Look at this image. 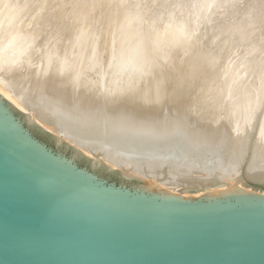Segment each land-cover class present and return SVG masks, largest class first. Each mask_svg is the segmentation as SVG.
Wrapping results in <instances>:
<instances>
[{
  "label": "bare ground",
  "instance_id": "1",
  "mask_svg": "<svg viewBox=\"0 0 264 264\" xmlns=\"http://www.w3.org/2000/svg\"><path fill=\"white\" fill-rule=\"evenodd\" d=\"M0 1V4L6 2V7H0V92L14 105L19 107V109L27 112L30 121L39 122L44 127L47 126L48 128L46 127V129L53 131L51 125H47L42 121L43 119L51 118V120L61 126L58 131H55L60 141L62 139H70L73 142L79 140V145L82 148L86 146L93 150L94 155L86 151V149L83 151L90 157H93L95 163H108L114 168L118 165L122 166V170L126 174L142 177L147 190L157 189L163 192L170 191L173 194L182 195L188 194L191 188H198L199 190L197 194L193 195L194 197L201 196L206 192L208 193L207 197L209 201H220L221 199L228 198V195L234 193L236 189L244 188L243 181L245 176L253 180L264 179V110L263 113L261 112L263 118L260 115L261 121L257 127L258 130L253 136L254 143L252 148H254V151H252V148L246 149L240 143V140L245 136L241 131L242 129H248L257 119L254 118V113L256 112L253 110V116L249 115L244 119L241 109L248 105L250 99H254L251 98L253 93L252 96L249 94L250 96L244 98L243 104L239 98V103L242 106L238 108L239 105L235 106L232 101L231 103H228V100L223 101L224 99L221 102L217 101L216 93L219 92L220 95H223L224 86L222 87L220 79H224L226 75L225 71L224 73H220L219 87L215 86L213 89L206 83L209 81L207 79L210 78L209 73L215 70L214 65L212 66L210 62L214 60L218 61L220 57H217L222 55L220 54L216 57V55L212 54L213 51L210 49L212 47H210L209 51H212V53L210 56L207 55L208 58L205 60L206 50H204L203 45L207 41L211 43L210 40L206 39L207 36L213 31L216 32L213 29L222 27L217 26L216 28L217 23L215 20L218 18L215 19L216 15L213 17L215 12L212 16L208 13L215 6L213 0L211 8L209 7L210 2L208 0L204 1L209 3V5L208 3L206 4L209 7V10L207 9L208 12L205 8L206 6L204 7L205 9L203 8L204 10L199 6L201 8L199 12L196 9L192 10L191 14L189 13L191 15L189 17L192 20L189 18L179 19L180 21L176 22L173 26L166 27L163 25L166 28H163L160 22L162 29L156 30L151 35L153 38L150 39H152L151 41H153L154 45H152L151 52L149 51L150 54L148 53L147 55V52L144 51L146 50L145 47L144 50L142 49L147 43V36L145 35V30L140 25V21L144 20L140 15V13L142 14L140 10L143 9L145 14L144 8L146 7L142 2L146 0H135L137 2V12L136 15L135 13L132 15L133 17L129 13L130 18H127L124 14V16L120 15V17L122 16V21H120L122 24L118 33L119 36L117 35L118 37L111 43H105L102 40L101 42L98 41V37L101 38V27L98 28L99 25L98 27L96 26L99 30H93L89 39L88 34L90 35L91 31L89 30L87 34L89 27L88 24H86L88 27L85 25L87 21L82 24V32L76 38L72 39L70 37V32L72 33L74 26L71 27L72 25H70L72 29L68 27L71 30L70 32L61 30L62 25L66 21L69 24L70 21L75 22L71 20L73 14H70L67 10L70 8L69 4L72 0L68 1L66 5L62 4V7L56 6L53 0H36L33 2L32 11L26 10L28 8L26 4L29 0H23L24 2L21 4L23 6L19 4L21 6L19 10L17 9L19 6L15 7L18 2L15 3L14 0ZM199 1L197 0L196 2ZM215 1L216 4L220 2L218 1L217 3V0ZM225 1H221V5H219L222 6V3ZM108 2L109 6H107V10L104 12L105 16L110 13L108 9L112 7V3H115V0H108ZM227 3H229V0ZM231 3L233 4V1ZM236 3H238L237 0ZM110 4L112 5L110 6ZM141 4L144 6L142 9ZM194 4L198 6V3ZM224 4L226 5V3H223L222 7L219 6L220 10L224 8L227 10ZM252 4L253 6L263 5V9L262 6L261 8L259 7L260 11L262 9V12L258 11V9L256 12L254 10L256 7L253 9L254 13L256 12L257 18L250 15L251 19L247 18L246 21L244 20L243 25L232 26L233 24L231 23L232 25L229 24L230 26H228L224 24L223 29L225 30L226 27V29L230 27L232 32L236 33L241 29L244 33V29H247L246 27L248 26H250L248 27L249 29L252 27L255 29L258 21L262 19L264 21V0H254ZM55 6L59 8L57 9ZM152 6L154 7V5ZM216 6L218 7V5ZM147 7L149 10L151 6ZM249 7H247L248 11ZM235 8L232 9L235 11ZM186 10H183V12ZM224 13H221L222 17L227 15H224ZM25 15H28L27 19L29 21L27 26L30 27H26V29L24 28V23L27 19L23 25L18 26L21 20L25 19ZM216 17L220 18V16ZM117 19L116 21L119 22L120 19ZM64 20L65 22L63 23ZM83 20H87V18ZM175 20H178V18ZM48 22L52 24L53 28H50V30L48 28L49 31H46L47 26L45 27V23L48 25ZM73 22L71 23L73 24ZM88 22L91 25V20L89 21L88 19ZM79 24L81 25V22ZM138 24L145 34L143 32L140 33V28L138 29L139 32L136 31ZM112 25L111 27H113ZM149 26L147 27L149 28ZM48 27L51 26L48 25ZM89 29H91V26ZM253 29H250V32H255ZM117 30L116 32H118ZM130 31L133 32L129 33ZM77 32L79 33V31ZM242 32L240 31V33ZM262 32H264V24L259 32H255L257 34L254 33V36L251 37L249 35L251 33L247 34L251 38L250 42L248 41V45H245L252 49L254 46H256L254 49L257 48L259 43L257 45L256 39ZM236 33L235 36H237ZM220 34L216 38H221ZM233 34H230V36ZM211 35L213 36V34ZM247 35L244 36L248 40ZM239 37L241 38V35ZM126 38L132 39V41ZM202 39H206V41L204 42ZM234 39L231 40H233L232 44L235 47L230 43L233 49L232 51L230 50L231 56L225 54V56H229L225 57L226 61L227 58L230 61L229 58H232L234 52L237 55L235 49H238L236 45L239 43V38L237 37L238 40ZM243 39L245 38L243 37ZM143 41L146 43H143ZM200 42V46L202 47L196 48L197 43ZM212 43H214V40ZM240 44L238 45L241 46ZM211 46H214V44ZM216 48L214 47L213 49L216 50ZM244 48L243 50H245ZM110 49L115 50L111 52ZM262 49L261 51H263ZM257 50H255V54ZM209 51L208 53H210ZM221 51L220 49L218 52ZM250 51L252 54L251 49ZM250 51L247 52L250 53ZM106 52L111 53L107 56ZM260 53H257V55ZM251 54L243 53L241 55L244 57V55L249 56ZM202 55L205 57L201 59ZM221 57L224 58V55ZM240 57L239 59H242ZM236 58L232 59L235 60V63L241 61ZM219 61L221 62V60ZM261 62L263 63L264 61ZM193 63L197 67H194ZM163 64L166 70L162 69ZM226 64L228 65V63ZM260 64L257 67L259 71H261ZM239 65L237 66L239 67ZM207 67L213 68L211 70V68ZM247 67L249 66L247 65ZM240 68V71H243V68ZM261 68L264 69V65ZM235 70L239 69H235L233 66L229 70L232 73L231 75L236 73L234 72ZM240 71L238 72L240 73ZM258 77L262 81L261 76ZM234 84L233 86L239 85V83ZM252 86L254 87V85ZM236 87L239 88V86ZM236 87H233L235 88L233 89L234 91ZM233 90H231V93H234ZM248 134L247 137L249 136ZM241 158L244 159L241 161ZM245 159H248L249 164L242 171L241 164ZM189 196L186 195L184 197Z\"/></svg>",
  "mask_w": 264,
  "mask_h": 264
},
{
  "label": "water",
  "instance_id": "2",
  "mask_svg": "<svg viewBox=\"0 0 264 264\" xmlns=\"http://www.w3.org/2000/svg\"><path fill=\"white\" fill-rule=\"evenodd\" d=\"M27 115L0 92V264H264V179L220 201L147 190Z\"/></svg>",
  "mask_w": 264,
  "mask_h": 264
},
{
  "label": "rangeland",
  "instance_id": "3",
  "mask_svg": "<svg viewBox=\"0 0 264 264\" xmlns=\"http://www.w3.org/2000/svg\"><path fill=\"white\" fill-rule=\"evenodd\" d=\"M15 1V3L16 2H18V4L16 3V5H15V7L17 6H19V4L21 5V4H23V0L22 1H18V0H14ZM14 1H11V2H14ZM30 1V2H29ZM28 1V3L26 4V6L28 7L26 10L27 11H32L33 10V8H32V6H34V4H33V2L34 1H36V0H29ZM68 1L70 2L71 0H53V2H55L56 4V6H59V7H62L63 5L62 4H64V5H66V3H68ZM73 1V0H72ZM72 1H71V3L69 4V6H70V8H68L67 10H68V12L70 13V14H73V16H72V18L74 17V19H72L71 18V20H74L75 22H73V21H70V24L69 23H66V22H68V21H66L65 22V20L63 21V25H62V27H61V30L62 31H64V30H66V31H64V32H67V31H71L70 30V28L71 27H73V31H72V33L70 32V34H71V38L73 39L74 37L76 38L81 32H82V30H81V28L83 27V25L82 24H84L85 23V21H87L88 22V19H89V21L91 20V25L89 24V22L87 23H85V25L86 24H88L89 25V27H88V25H86L87 27H88V32H87V34L89 33V30L91 31V34L89 35L88 34V37H89V39H90V37H91V35H92V32H93V30H95V31H97V30H99L98 28H100L101 30H100V36H101V38L100 37H98V41H100L101 42V40H102V42H105V43H111L112 41H114L119 35H118V33H119V30H120V27H121V22L120 21H122V19H121V17L122 16H124V15H126V17L127 18H130V16L129 15H133L134 13H135V15H136V12H137V2L135 1V0H129V2H128V0H120L121 1V3H119L120 1H118V0H115V3H112V4H110V6L112 5V7H110L109 9H108V11L110 10V13L108 14V15H104V12H105V10H107L106 8H107V6H109V2H108V0H75L73 3H72ZM78 1V2H77ZM151 1H152V4H151ZM179 1V2H178ZM191 1V2H190ZM193 1H195L194 3H198V6L197 5H195L194 3H193ZM197 0H174V1H172V0H146V1H144V2H142V4L146 7V8H144V11H145V14H144V12H143V5L141 4V9L142 10H140V11H142V14L140 13V15H141V17H142V19H144L143 21L141 20L140 21V25L142 26V28L145 30V32H146V34H145V32H143L144 30L143 29H141L140 27H139V24H138V28H137V30L136 31H138L139 32V30H140V33L141 32H143L147 37H146V42L145 41H143V43L145 42L146 44L143 46V50H144V47H145V49L146 50H144V51H146L147 53H146V55L149 53L150 54V52H151V48H153L152 47V45H154V43H153V41H151L152 39H150V38H153L151 35H153V33L156 31V30H158V29H162V26L164 25V26H168V27H170L171 25L173 26V25H175V23L176 22H178V21H180V20H183V19H186V18H189L190 20H192V18H190L191 17V15H189V13L191 14V11L192 10H197V12H199V9H201L200 7H202V10H204L205 8H206V10L210 7L211 8V5H213L214 4V2H215V6L216 5H218V7L216 6V9H215V6H213V8H211L209 11H211V12H208V10H207V12L208 13H210V16H212L213 14H214V12H215V14L213 15V17L216 15V16H220V18L219 17H216L215 16V19H217V20H215V22L217 23H215L216 24V28H217V26L218 27H220V26H222V27H220V28H217V29H213V30H216V32L215 31H213V32H211V34H213V36L215 35V37H213L211 34H209L208 36H207V38L206 39H208V40H210L211 41V43H209V41H207V43L205 42L206 41V39L204 40V39H202L205 43H204V47L203 48H205L204 50H206V52H205V54H206V57L205 56H201V59H202V57H205V60H207V58H208V56L207 55H209L210 56V54L212 53V51H213V55H216V57L218 56V55H220V54H222V55H220V56H218L217 58H219L218 59V61L217 60H214V61H212V62H210L211 63V65L213 66V67H215V70L214 71H211L209 74V76H210V78L209 79H207V80H209V81H207L206 83H207V85L209 86V87H211V88H215V86L216 87H219V85H218V82H219V76H221V72H223L224 73V71H225V73H226V75H228V76H226L225 75V77H224V79L223 78H221L220 79V82H222V87L224 86V91H222L223 92V95L221 94H219V92H217L216 93V98L218 99L217 101L218 102H221V100H223V101H227L228 100V103H231V101H232V103L235 105V106H238V108L240 107L241 108V106H242V104L244 103V98H246V96L248 97V96H252V93H253V96L251 97V98H254V99H250L249 101H248V105L246 106V107H244L243 109H241L242 110V114H243V117H244V119H245V117L247 118V116H249V115H252L253 116V111L254 112H256V113H254L255 115V119H259L258 120V122H257V120H255V123L252 125V126H249L248 127V129H242V134H245V136L242 138V140H240V143L241 144H243L244 146H245V148L246 149H248V148H252V146H253V143H254V133L258 130V126H259V124H260V119H261V117L263 118V116H264V114H263V116H262V113H263V110H264V75L262 76V74L264 73V69L263 68H261V66L263 67V65H264V62L262 63L261 61H264V36H263V34H264V32H262L261 34H259V37H257V39H256V41H257V45H258V43H259V45H258V50H259V48H263L262 50L263 51H261V49L259 50V52H257L258 50H257V48H255L254 49V47H256V46H254L253 47V49L251 48V47H249V46H247L248 45V43L250 42V38L252 37V36H254V33L255 32H259L261 29H262V25L264 24V21H263V19L261 20V21H258L257 22V25H256V27H255V29H253L254 27H252V28H250L251 30L253 29V30H255V32L254 31H251L250 32V29L248 28V27H250V26H248V27H246L247 29H244V33L242 32L243 30L241 29L240 31L243 33V35H242V33H240V31H237V33L236 32H232V29L229 27L228 29H226L225 28V30L223 29V25L225 24V25H228V26H230L229 24H231L232 26H234V25H243L242 23H244L245 21H246V19L248 18L249 20L251 19V17H256L257 15H255V13L257 12V9H258V11H260V8H261V6H262V9H263V5L261 4L260 6L259 5H257V6H253V2H254V0H237V2L238 3H236V0H232L233 1V4L231 3L232 1L231 0H229V3H227L228 2V0H224L225 2H223V3H226V5H225V7L227 8V10L229 11H227L225 8L223 9V10H220V8H219V6L221 5V1H223V0H217V3H218V1H220L218 4H216V1L215 0H213V4H212V0H208V2H210V5H209V3L208 2H204L205 0H200L199 2H196ZM201 1H203V2H201ZM242 1V2H241ZM251 1V2H250ZM1 2V1H0ZM62 2V3H61ZM100 2V3H99ZM108 2V3H107ZM176 2V3H175ZM58 3V4H57ZM124 3V4H123ZM129 3H131V4H129ZM150 3V4H149ZM165 3V4H164ZM170 3V4H169ZM171 3H172V5H171ZM174 3V4H173ZM182 3V4H181ZM208 3V5H209V7H207V4ZM223 3H222V6H223ZM239 3H241V4H239ZM51 4V3H50ZM53 4V3H52ZM106 4H108V5H106ZM117 4V5H116ZM119 4V5H118ZM129 4V5H128ZM178 4H181V5H178ZM205 4V5H204ZM220 4V5H219ZM231 5V7L234 9V7H236L235 8V11L230 7V5ZM234 4H236V5H234ZM238 4V5H237ZM252 4V5H251ZM78 5V6H77ZM94 5V6H93ZM97 5V6H96ZM122 5V6H121ZM152 5H154V7L152 6ZM174 5V6H173ZM188 5V6H187ZM201 5H203V6H201ZM233 5V6H232ZM241 7H240V6ZM6 7V2L5 3H3V4H0V7ZM21 6H23V5H21ZM21 6H19L17 9L19 10V9H21L20 7ZM55 6V8H59V7H56ZM140 6V5H139ZM147 6H151L152 7V9L150 10V8L151 7H149V10H148V7ZM165 6V8H163ZM168 6H169V8H168ZM183 6V7H182ZM191 8H190V7ZM195 6H196V8H195ZM200 6V7H199ZM206 6V7H205ZM222 6H220V7H222ZM228 6H229V9H228ZM240 8H239V7ZM250 6V7H249ZM251 6H253V7H251ZM68 7V6H67ZM89 7V8H88ZM129 7H132V8H129ZM136 7V8H135ZM171 7H172V9H171ZM175 7V8H174ZM178 9H177V8ZM187 9H185V8ZM205 7V8H204ZM238 7V8H237ZM243 7V8H242ZM247 7H249V11H248V8L246 9ZM254 7H256L255 9H254ZM260 7V8H259ZM87 8V9H86ZM95 8V9H94ZM97 8V9H96ZM161 9V11H160V9ZM183 8V9H182ZM190 9V11H189V9ZM194 8V9H193ZM204 8V9H203ZM218 8H219V12L217 11L218 10ZM231 8V9H230ZM252 8V9H251ZM75 9V10H74ZM118 9V10H117ZM120 9V10H119ZM155 9V10H154ZM163 9V10H162ZM181 9V10H180ZM251 9V10H250ZM256 10V12L254 13V10ZM262 9H261V11L260 12H262ZM26 10H25V12H26ZM78 10H80L79 12H78ZM85 10H87V11H85ZM123 10V11H122ZM183 10H186V11H184L183 12ZM212 10H213V12H212ZM236 10H238V11H236ZM253 10V11H252ZM125 11H127V13H125ZM147 11V12H146ZM166 13H164V12ZM168 11V12H167ZM181 11V12H180ZM188 11V13H186ZM231 11H233L234 12V14H233V12H231ZM246 12V14H244V12ZM74 12H75V15H74ZM86 12V13H85ZM93 12V13H92ZM113 12V13H112ZM155 12V13H154ZM157 12V13H156ZM173 12V13H172ZM201 12V11H200ZM203 12V11H202ZM217 12V13H216ZM225 12V13H224ZM251 12H252V14H251ZM68 13V14H69ZM95 13H97V14H95ZM128 13H129V15H128ZM179 15H178V14ZM220 15H219V14ZM224 13V15H226V16H224V17H222L221 15ZM229 13V14H228ZM237 13V14H236ZM239 13V14H238ZM241 13V14H240ZM242 13H243V15H242ZM85 14V15H84ZM124 14V15H123ZM154 14V15H153ZM182 16H181V15ZM91 15V16H90ZM93 15V16H92ZM100 15V16H99ZM120 15H122L121 17H120ZM129 17H128V16ZM134 15V16H135ZM167 15V16H166ZM170 15V16H169ZM172 15H174V17H172ZM186 15V16H185ZM230 15V16H229ZM234 15V16H233ZM239 15V16H238ZM250 15H251V17H250ZM88 16V17H87ZM90 16V17H89ZM117 16V17H116ZM149 16V17H148ZM165 16V17H164ZM188 16V17H187ZM190 16V17H189ZM243 16V17H242ZM247 16V17H246ZM250 18H249V17ZM27 17H28V15H25V19H23V20H21V22L18 24V26H21V25H23V23L25 22V20L27 19ZM111 17V18H110ZM120 17V18H119ZM133 17V16H132ZM148 17V18H147ZM168 17V18H167ZM172 17V18H171ZM236 17V18H235ZM81 18V19H80ZM87 18V20H83V19H86ZM96 18V19H95ZM115 18V19H114ZM120 19L119 20V22L118 21H116V19ZM157 18V19H156ZM178 18V20H175V19H177ZM182 18V19H181ZM225 18V19H224ZM231 18V19H230ZM234 18V19H233ZM238 18V19H237ZM241 18V19H240ZM245 18V19H244ZM257 18V17H256ZM112 21H111V20ZM117 19V20H118ZM149 19V20H148ZM164 19V20H163ZM169 19V20H168ZM170 19H172V20H170ZM180 19V20H179ZM188 19V20H189ZM237 19V20H236ZM114 20V21H113ZM140 20V19H139ZM224 20V21H223ZM240 22H239V21ZM245 20V21H244ZM28 19L26 20V22L24 23V28L26 29V27H28L27 26V23H28ZM147 21H148V23H147ZM166 23H165V22ZM171 21H172V23H171ZM218 21V22H217ZM241 21H243V22H241ZM61 22V21H60ZM71 22H73V24L71 23ZM78 22V23H77ZM79 22H81V25L79 24ZM96 22V23H95ZM111 22H114V23H112L111 24ZM116 22V23H115ZM144 22V23H143ZM159 22V23H158ZM160 22H161V24H162V26L160 25ZM190 22V21H189ZM226 22V23H225ZM235 24H234V23ZM262 22H263V24H262ZM76 23V24H75ZM92 23H93V25H92ZM102 23V24H101ZM120 24V25H118V24ZM143 23V24H142ZM167 23H168V25H167ZM191 23H192V21H191ZM241 23V24H240ZM259 23V24H258ZM261 23V24H260ZM79 24V25H78ZM95 24V25H94ZM101 24V25H100ZM115 24V25H114ZM153 24V25H152ZM166 24V25H165ZM214 24V25H215ZM220 24H222V25H220ZM48 25L49 26H51V27H48ZM48 25L45 23V27L47 28V30L46 31H49L50 30V28L52 29L53 28V26H52V24L50 23L49 24V22H48ZM66 25V26H65ZM70 25H72L71 27H70ZM98 25H99V27H98ZM111 25L113 26V27H111ZM145 25V26H144ZM149 25H151V26H149ZM189 26H190V24H188ZM253 26H254V24H252ZM82 26V27H81ZM90 26H91V29H89L90 28ZM98 28H97V27ZM147 26H149V28L147 27ZM153 26V27H152ZM163 26V28H166V27H164ZM231 26V27H232ZM258 26V27H257ZM261 26V27H260ZM68 27H70V28H68ZM79 27H80V29H79ZM95 27V28H94ZM152 27V28H151ZM214 28H215V26H213ZM28 28H30V27H28ZM48 28H49V30H48ZM64 28V29H63ZM114 28V29H113ZM135 28V29H136ZM140 28V29H139ZM150 29V30H152V31H150V30H147V29ZM72 29V28H71ZM75 29V30H74ZM76 29H78V30H76ZM118 29V30H117ZM135 29H134V31H135ZM139 29V30H138ZM219 29H221V30H219ZM258 29H260L259 31H257ZM116 30L118 31V32H116ZM131 30V29H130ZM142 30V31H141ZM220 32H219V31ZM227 30V32H225ZM247 30V31H246ZM46 31H45V33H46ZM77 31H79V33L77 32ZM149 31V32H148ZM218 31V32H217ZM229 31H231V32H229ZM112 32V33H111ZM121 32V31H120ZM133 32V31H132ZM131 31L129 32V33H132ZM215 32V33H214ZM224 32H225V34H224ZM240 34H239V33ZM246 32H248V33H246ZM221 33V34H220ZM226 33H230V34H232V33H234L232 36H234V37H232V36H230V34H226ZM235 33H236V35L237 36H235ZM249 33H251V34H249ZM77 34V35H76ZM150 34V35H149ZM218 34H220V36H222L221 38H216V36H218ZM224 34V35H223ZM247 34H249L250 36H248ZM255 34H257V33H255ZM111 35V36H110ZM112 35H113V37H112ZM118 35V36H117ZM131 35V34H130ZM148 35H149V37H148ZM212 37H211V36ZM241 35V38L239 37ZM247 35V37H248V40H247V38L245 37V36ZM151 36V37H150ZM225 36V37H224ZM227 36V37H226ZM115 37V38H114ZM130 37V36H129ZM211 37V38H210ZM230 37V38H229ZM237 37L239 38V40L237 39ZM243 37L245 38V39H243ZM100 38V39H99ZM234 38H236V39H234ZM262 38V39H261ZM127 39V38H126ZM129 39V38H128ZM127 39V40H128ZM219 39H221V40H219ZM231 39H234V40H238L239 41V43L238 44H240L241 46H239L238 44L236 45V48H238V49H235L236 50V52H237V55H236V53L234 52V54L233 55H236V56H233L232 55V58L230 57L229 59H230V61L228 60V58H227V61H226V58L225 57H229V56H225V54H227V55H230L231 56V51H232V49H233V46L235 47V45H233L232 44V42H233V40H231ZM241 39V40H240ZM259 39V40H258ZM261 39V40H260ZM129 40H131L132 41V39H129ZM148 40H149V42H148ZM214 40V43H212V41ZM216 40V41H215ZM218 40V41H217ZM224 40V41H223ZM247 42H246V41ZM263 40V41H262ZM203 41H202V43H203ZM221 41V42H220ZM223 41V42H222ZM242 41V42H241ZM249 41V42H248ZM262 41V42H261ZM219 42V43H218ZM153 43V44H152ZM217 43V44H216ZM222 43V44H221ZM224 43V44H223ZM233 45H231V44ZM149 46H148V45ZM212 44H214V46H211ZM245 44H247V45H245ZM261 44V45H260ZM150 45H151V47H150ZM201 45V42L200 43H197V45H196V48L198 47V48H200V47H202V46H200ZM210 45V46H209ZM216 45V46H215ZM220 45V46H219ZM150 47V48H148V47ZM200 46V47H199ZM205 46H207V47H205ZM223 46V47H222ZM238 46V47H237ZM244 46H245V48H244ZM247 46V47H246ZM37 47V46H36ZM210 47H212V48H210ZM216 48V50L215 49H213V48ZM220 47V48H219ZM242 47V48H241ZM148 48V49H147ZM207 48V49H206ZM209 48L210 49H212V51L210 52L209 51ZM218 48H219V50H218ZM243 48L245 49V50H243ZM247 48H249V49H247ZM220 49L222 50L221 52H218V51H220ZM247 49V50H246ZM250 49L252 50V52L255 54V50H257L256 51V54L255 55H257V53H260V51H261V53L260 54H258L257 56H255L253 53L251 54V51H250ZM111 50V49H110ZM115 49H112L111 50V52L112 51H114ZM210 52V53H208V51ZM231 50V51H230ZM237 50H239V51H237ZM254 50V51H253ZM150 51V52H149ZM215 51V52H214ZM242 51V52H241ZM247 51H250V53L249 52H247ZM110 52V53H111ZM218 52V53H217ZM240 52V53H239ZM110 53L109 52H106L105 54L108 56V55H110ZM164 53V52H163ZM215 53V54H214ZM224 53V54H223ZM243 53L244 54H246V53H248V54H251V55H249V56H245L244 55V57L242 56L243 55ZM242 54V55H241ZM224 55V58L223 57H221V56H223ZM107 56H105V57H107ZM212 56V55H211ZM242 57V59H243V61H242V59H239V57ZM213 57V56H212ZM235 57H237L238 58V60H241V61H238L239 62V64L241 65H239L238 64V62H236L235 63V60H232L233 58L235 59ZM240 57V58H241ZM249 59V61H248V59ZM256 57V58H255ZM224 59V61H223V59ZM236 58V59H237ZM245 58H246V60H245ZM253 58V59H252ZM203 60H204V58H203ZM219 60H221V62L219 61ZM250 60H251V62H250ZM252 60H253V63H252ZM258 62H257V61ZM230 63H229V62ZM247 63V65L249 66V67H247V65H245L246 63ZM225 62V63H224ZM224 63V64H223ZM226 63H228V65L226 64ZM235 63V64H234ZM245 63V64H244ZM260 63H262V64H260ZM194 64V63H193ZM222 64V65H221ZM243 64V65H242ZM261 65L260 66V69H261V71H259V68H257V67H259L258 65ZM195 66L194 67H197L196 66V64H194ZM237 65H239V67L237 66ZM221 66V67H220ZM234 66V68L235 69H239V70H235L234 72H236L235 74L233 73V75H231L232 73H230L229 72V70H231V68ZM236 66V67H235ZM244 66V67H243ZM163 67H165V65L163 64L162 65V69L163 70H166V67L165 68H163ZM212 67V68H213ZM225 67V68H224ZM240 67H242L243 69V71H240L241 70V68ZM246 67V68H245ZM207 68H211V67H207ZM212 68H211V70H212ZM221 68V69H220ZM250 68V69H249ZM192 69H193V67H192ZM226 69V70H225ZM229 69V70H228ZM223 70V71H222ZM255 70H257V71H255ZM238 71H240V73L238 72ZM255 71V72H254ZM228 72V73H227ZM238 72V73H237ZM257 72V73H256ZM261 72V74H259ZM214 73V74H213ZM230 74V75H229ZM258 74V75H257ZM223 76V75H222ZM258 76H261V80L262 81H260V77H258ZM227 78V79H226ZM258 78V79H257ZM237 80V81H236ZM239 80H243L242 82L241 81H239ZM239 81V82H238ZM259 81H260V83H259ZM199 82V81H198ZM197 82V83H198ZM212 82V83H211ZM234 82H236L235 84H234ZM227 83V84H226ZM237 83H239V85L237 84ZM243 83V84H242ZM256 83V84H255ZM213 84V85H212ZM216 84V85H215ZM233 84L234 85H236V86H239V88L238 87H236V86H233ZM259 84H261V85H259ZM212 85V86H211ZM226 85V86H225ZM229 85H231V86H229ZM252 85H254V87L252 86ZM263 86V87H262ZM226 87V88H225ZM233 87H236V94L234 95V93H235V91L233 90V89H235V88H233ZM260 87V88H259ZM238 88V89H237ZM251 88H255L254 90L252 89V90H250ZM259 88V89H258ZM262 88V89H261ZM231 90H233L234 91V93H231ZM242 90V91H241ZM222 92H220V93H222ZM241 94H239V93ZM250 94V95H249ZM223 97V98H222ZM237 97V98H236ZM261 97H262V99H261ZM239 98H240V100H241V103H242V101H243V103L242 104H240L239 102H240V100H239ZM256 99V100H255ZM261 100V101H260ZM222 101V102H223ZM260 102V103H259ZM251 104H252V106H251ZM260 106V107H259ZM257 109H256V108ZM259 107V108H258ZM255 109V110H254ZM253 110V111H252ZM262 112V113H261ZM252 113V114H251ZM261 113V114H260ZM260 115H261V117H260ZM242 117V118H243ZM251 118H253V117H251ZM256 123H257V125H256ZM47 127V126H46ZM48 128V127H47ZM35 132H36V134H38L41 138H43L45 141H48V142H50V143H53L54 145H55V141H54V139H52L48 134H46V133H44V132H42V131H40V130H38L37 128L35 129ZM247 132H249V133H251V134H248ZM247 134L249 135L248 137H247ZM253 134V135H252ZM62 149L64 150V151H66V152H68V154H71L72 153V150L71 149H68L67 147H65V146H63L62 147ZM252 151H254V148H252ZM244 158H241L240 160L242 161ZM80 160V163L81 164H83V165H87V166H89L90 165V162L87 160V159H85V158H83V159H79ZM240 172H241V170H239ZM97 172L98 173H100V174H102V175H104L105 177H109V178H113V179H117V180H120L119 179V176L117 175V174H115V173H109L107 170H105L103 167H97ZM128 184H135V183H133V182H131V183H128ZM252 186H258V185H255V184H251ZM164 189H167V188H164ZM170 190V189H169ZM177 193V192H176ZM188 193V192H187ZM181 194V193H180ZM191 193H188V194H182V195H184V196H186V195H190ZM195 194H197V193H195ZM195 194H193V195H195Z\"/></svg>",
  "mask_w": 264,
  "mask_h": 264
}]
</instances>
